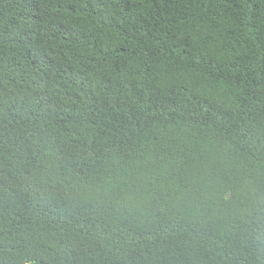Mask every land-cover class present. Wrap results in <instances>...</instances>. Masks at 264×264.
I'll return each instance as SVG.
<instances>
[{
    "label": "trees",
    "instance_id": "trees-1",
    "mask_svg": "<svg viewBox=\"0 0 264 264\" xmlns=\"http://www.w3.org/2000/svg\"><path fill=\"white\" fill-rule=\"evenodd\" d=\"M0 264H264V0H0Z\"/></svg>",
    "mask_w": 264,
    "mask_h": 264
}]
</instances>
